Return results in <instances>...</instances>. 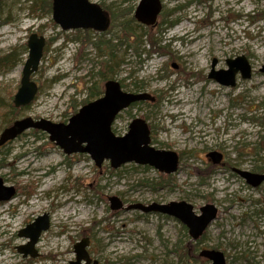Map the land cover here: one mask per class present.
I'll use <instances>...</instances> for the list:
<instances>
[{
	"label": "rangeland",
	"instance_id": "obj_1",
	"mask_svg": "<svg viewBox=\"0 0 264 264\" xmlns=\"http://www.w3.org/2000/svg\"><path fill=\"white\" fill-rule=\"evenodd\" d=\"M91 1L117 15L106 33L66 32L52 13L37 17L26 0H6L9 21L4 23L3 16L0 23V58L10 56L14 66L0 72V134L5 106L20 88L32 34L51 44L34 76L42 90L31 106L18 109V119L56 124H67L101 97L106 83L101 73L112 42L121 61L112 80L128 93L157 99L122 112L113 130L125 135L136 118L145 119L152 144L178 153L179 170L169 179L150 166L113 170L106 162L98 169L88 155L66 156L46 133L27 131L0 149V178L17 191L12 200L0 203V264H71L75 245L84 239L99 264H184L179 258L183 249L191 256L188 231L179 221L139 211L114 212L108 200L113 196L126 207L186 201L197 214L214 205L218 218L200 250L193 251L219 250L227 264H264V185L253 189L233 172L264 169V0H166L159 24L151 30L160 51L148 44L130 49L124 41L120 24L132 18L125 12H135L140 0ZM138 25H132L138 34L149 30ZM101 42H110L100 46L102 54L95 46ZM239 56L253 67L250 80L239 76L237 86L227 88L208 79L214 59L220 62L218 69H227L226 61ZM178 110L182 115L175 114ZM213 151L223 155L222 166L206 157ZM143 181H159L162 187ZM44 215L50 229L35 247L39 257L24 258L17 249L29 239L20 233ZM200 259L190 264H210Z\"/></svg>",
	"mask_w": 264,
	"mask_h": 264
},
{
	"label": "water",
	"instance_id": "obj_2",
	"mask_svg": "<svg viewBox=\"0 0 264 264\" xmlns=\"http://www.w3.org/2000/svg\"><path fill=\"white\" fill-rule=\"evenodd\" d=\"M53 21L63 31L90 30L98 33L107 32L111 26V18L100 5L90 0H52ZM166 0H140L134 17L145 27H154L163 10ZM47 40L37 33L32 34L27 43L28 59L23 68L20 88L14 96L13 105L16 109L27 108L36 100L40 86L34 76L38 73ZM228 69L216 71L217 61H213L210 78L224 87H235L237 77L250 80L253 67L246 56H239L227 62ZM177 68V66H175ZM264 73V68L261 70ZM156 101L148 93H128L116 80H110L105 85L102 98L83 106L67 124L53 123L45 119L36 120L26 117L16 120L0 134V149L15 141L29 130L46 133L49 140L59 147L66 156L77 154L88 155L98 169L109 162L113 170L135 164L150 166L164 175L176 174L180 167V157L172 150L157 149L152 145L151 130L148 123L135 119L129 126V131L118 136L113 131V125L123 111L132 105L142 102ZM207 158L213 165H221L223 155L210 152ZM253 189L264 185V173H254L233 169ZM17 191L14 187H6L0 178V203L12 200ZM110 209L114 212L125 210L139 211L142 214H159L179 221L187 230L194 242L199 241L218 218V209L214 205H206L197 214L192 204L186 201L170 202L168 204L152 203L144 205L132 204L126 207L117 196L110 197ZM50 229L48 215L41 216L21 231V237L29 239L27 245L18 247V252L24 258L39 257L36 245L44 232ZM89 240L84 239L75 245L76 261L71 264H99L93 260L87 251ZM199 256L210 264H227L225 254L215 249H203Z\"/></svg>",
	"mask_w": 264,
	"mask_h": 264
},
{
	"label": "trees",
	"instance_id": "obj_3",
	"mask_svg": "<svg viewBox=\"0 0 264 264\" xmlns=\"http://www.w3.org/2000/svg\"><path fill=\"white\" fill-rule=\"evenodd\" d=\"M26 2L28 4H30V9L32 10V13L34 15H36L37 17L46 16V15H49L50 13H52V8H53V1L52 0H26ZM6 6H7L6 0H0V23H3V22L5 23V22L9 21L7 13H6V8H7ZM133 12H134V8L127 9L125 12L126 16L131 15L132 18L129 20H126L120 24V29H121V32L124 35V39H125L124 41L127 42L126 43L127 48H130V49L131 48H137L139 45L148 44L154 50L160 51L162 48L158 47V41H155V39H154L155 33H153L151 31L152 30L151 28H148L149 30L146 33H142V34L136 33L135 29L132 26L136 22L135 19L133 18V14H132ZM3 16H6V18H7L4 21H3ZM112 21H113V23H115V21H117V15H115V16L112 15ZM138 26H140V28L142 27L141 25H138ZM144 38H145V41H143ZM132 42H134L136 45L134 46L132 44ZM47 44L50 45L51 41H49ZM107 44L109 45L110 42L109 43H106V42L102 43L101 42L99 44H97V43L95 44V46L98 49L100 54H102V51L100 50V46L101 45L107 46ZM124 44H125V42H124ZM25 50H26V47H25ZM108 50L110 51L109 52V59L107 61L108 66L103 68V70H106V72L101 73L103 80H105V81H107L109 79H113V77H112L113 71L115 70V68L120 67V64H121V61L116 60V57L114 55V46L112 45V42L109 45ZM9 58H10V56L0 58V72H1V70H4L5 68L14 66L13 61H11ZM41 90H42V88L40 87V91ZM10 99L11 100L13 99L12 96ZM5 107L8 111V113H5L3 115V125L5 126V128H7V127L11 126L16 120H18L19 114H18V109H16L13 105V101H12V103H9V105L5 106ZM153 145H155V143ZM130 166L132 168H136V166H134V165H130ZM259 171H263L262 173H264V169H259ZM168 178L170 179V177H168ZM143 184H145L149 187H152L154 189H156V187H158V186L162 187V184L159 181H156V182H154V181H152V182L143 181ZM183 230L187 232V229L184 226H183ZM206 234L199 241L194 242L193 240H191L189 238V236L186 233V237L189 238L188 241H189L190 249L200 250L199 248L203 244V241L205 240ZM187 249H189V248L187 247ZM193 250H191V256L189 253H187L186 249H183L180 252L179 258L184 264H190L192 261H195V260H196L195 263H197V261H199V260L201 261L199 255H197L196 252ZM193 258L195 260H193Z\"/></svg>",
	"mask_w": 264,
	"mask_h": 264
},
{
	"label": "flooded vegetation",
	"instance_id": "obj_4",
	"mask_svg": "<svg viewBox=\"0 0 264 264\" xmlns=\"http://www.w3.org/2000/svg\"><path fill=\"white\" fill-rule=\"evenodd\" d=\"M90 2L91 3H93L91 0H90ZM96 4H98V3H96ZM164 4H165V1L163 2V10H162V13H161V15L158 17V22H157V24L154 26V27H151V29L153 30V29H155L157 26H158V24H159V19H160V17H162V15H163V11H164ZM98 5H100L106 12H108V14H109V16H110V18H111V26H112V24H113V21H112V14L107 10V8H105L102 4H98ZM137 8V7H136ZM136 10V9H135ZM135 13V12H134ZM113 16H115V15H113ZM134 17V16H133ZM135 18V17H134ZM253 18V17H252ZM139 25H141V24H139ZM111 26H110V28H111ZM76 31H85V30H76ZM86 31H90V30H86ZM109 31V30H108ZM104 33H106V32H104ZM236 59V58H235ZM214 60H216L217 61V66H216V68H215V70L216 71H223V70H227L228 69V64H227V62L229 61V60H234V59H228L227 61H226V64H227V69H218L217 67L219 66V60L218 59H214ZM213 60V61H214ZM249 60V59H248ZM212 65H213V62H212ZM212 72V66H211V71H210V73ZM210 73H209V75H208V79L209 80H212V81H215L214 79H211L209 76H210ZM100 75V74H99ZM102 76V75H101ZM239 76H241V75H238V77ZM238 77H237V82H238ZM103 79V78H102ZM110 80H112V79H110ZM110 80H107L106 81V83L108 82V81H110ZM115 80V79H114ZM216 83H218V84H220L219 82H217V81H215ZM106 83H105V85H106ZM120 83V82H119ZM121 84V83H120ZM105 85H104V90H103V92H102V94H100V96L101 97H99L98 99H100V98H102L103 96H104V94H105ZM221 85V84H220ZM121 86H122V84H121ZM222 86V85H221ZM236 86H237V84H236ZM235 86V87H236ZM122 88H123V90H124V87L122 86ZM227 88H229V87H227ZM230 88H234V87H230ZM189 90L191 89V88H188ZM125 91V90H124ZM140 93V92H139ZM135 94H138V93H135ZM94 96V94H92L91 96H90V99L92 98ZM153 97H155V96H153ZM97 99V100H98ZM155 99H156V97H155ZM96 101V100H95ZM93 102V101H92ZM157 102V99H156V101L154 102V103H152V102H148V103H151V104H155ZM90 103V102H89ZM144 103V102H143ZM138 104V103H137ZM134 105H136V104H134ZM133 106V105H132ZM131 106V107H132ZM128 110V109H127ZM124 112V111H123ZM122 114V113H121ZM120 116V114L118 115V117ZM118 117H117V119H118ZM117 119H116V121H117ZM137 119V118H136ZM143 119V118H142ZM145 120V119H144ZM115 121V122H116ZM146 121V120H145ZM147 122V121H146ZM148 123V122H147ZM115 124V123H114ZM149 125V124H148ZM114 126V125H113ZM150 128V127H149ZM151 130V129H150ZM114 131V130H113ZM114 133H115V131H114ZM116 134V133H115ZM117 135V134H116ZM119 136V135H118ZM123 136V135H122ZM152 136V135H151ZM213 152H215V151H213ZM210 153V152H209ZM209 153H207V154H209ZM219 153V152H218ZM221 154V153H220ZM206 157H207V155H206ZM210 161V160H209ZM211 162V161H210ZM212 163V162H211ZM181 164V163H180ZM213 164V163H212ZM223 165V162H222V164H221V166ZM214 166H219V165H214ZM263 204H264V202H263ZM203 250V249H202ZM226 257V256H225ZM201 258V257H200ZM206 260V259H205ZM207 261V260H206ZM226 262H227V259H226Z\"/></svg>",
	"mask_w": 264,
	"mask_h": 264
},
{
	"label": "bare ground",
	"instance_id": "obj_5",
	"mask_svg": "<svg viewBox=\"0 0 264 264\" xmlns=\"http://www.w3.org/2000/svg\"><path fill=\"white\" fill-rule=\"evenodd\" d=\"M237 1L241 2V0H237ZM239 2H238V3H239ZM244 5H246V4H244ZM175 114H176L177 116L182 115L181 112H180L179 110H178ZM1 214H2V212H0V215H1Z\"/></svg>",
	"mask_w": 264,
	"mask_h": 264
}]
</instances>
